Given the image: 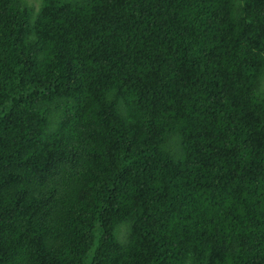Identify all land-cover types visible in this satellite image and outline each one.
Segmentation results:
<instances>
[{"label":"trees","instance_id":"trees-1","mask_svg":"<svg viewBox=\"0 0 264 264\" xmlns=\"http://www.w3.org/2000/svg\"><path fill=\"white\" fill-rule=\"evenodd\" d=\"M264 0H0V264H264Z\"/></svg>","mask_w":264,"mask_h":264},{"label":"rangeland","instance_id":"rangeland-1","mask_svg":"<svg viewBox=\"0 0 264 264\" xmlns=\"http://www.w3.org/2000/svg\"><path fill=\"white\" fill-rule=\"evenodd\" d=\"M25 1L28 5L32 6L35 9H38L41 5L42 0H25ZM263 85H264V83H263Z\"/></svg>","mask_w":264,"mask_h":264}]
</instances>
